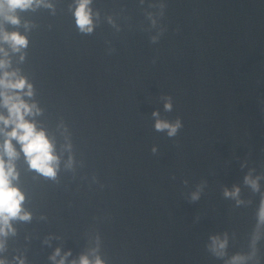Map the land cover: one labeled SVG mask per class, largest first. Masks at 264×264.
<instances>
[{
	"label": "water",
	"instance_id": "1",
	"mask_svg": "<svg viewBox=\"0 0 264 264\" xmlns=\"http://www.w3.org/2000/svg\"><path fill=\"white\" fill-rule=\"evenodd\" d=\"M77 2L40 0L18 24L0 16L27 38L19 52L0 44L59 157L55 178L22 152L14 161L31 215L11 221L0 257L264 264V0H90V32ZM213 236L227 239L222 255Z\"/></svg>",
	"mask_w": 264,
	"mask_h": 264
},
{
	"label": "clouds",
	"instance_id": "2",
	"mask_svg": "<svg viewBox=\"0 0 264 264\" xmlns=\"http://www.w3.org/2000/svg\"><path fill=\"white\" fill-rule=\"evenodd\" d=\"M40 0H0V16L4 20L18 24L19 18L14 13L17 9H27L38 4ZM90 0H78L74 11L76 23L81 31L90 32L92 30L91 9L89 7ZM0 42L10 45L14 52H19L27 46V38L25 35L13 31L7 32L0 29ZM23 59V54L21 55ZM10 61L7 59V50L0 44V236H6L9 232L14 231L11 221L13 219L28 220L30 213L24 211L22 202L25 199L24 193L13 183L18 178V172L14 161L23 153L31 169L38 173L55 178L58 167L59 157L54 151V144L46 131L38 128L35 121L28 117L38 114L40 109L33 102L29 103L24 99L25 96L33 95V85L26 77L20 75L18 71H9ZM167 104L166 107H170ZM157 129L167 128L169 134H174L179 127V122L169 124L165 121L156 122ZM15 141L20 148L17 150ZM247 183L253 188H258L257 180L245 177ZM238 188L231 192L225 191V195H237ZM259 218L264 221V201L261 203ZM211 248L219 255L223 254V250L227 245V239H221L218 236L211 238ZM3 247V241L0 240V248ZM60 254V249H56L52 259ZM245 257L241 255L233 256L230 264H241ZM0 264L7 262L0 257ZM19 264L24 261L19 260ZM57 264H65V258L57 262ZM77 264V262H73ZM78 264H103L99 256L91 261L87 255H82Z\"/></svg>",
	"mask_w": 264,
	"mask_h": 264
}]
</instances>
